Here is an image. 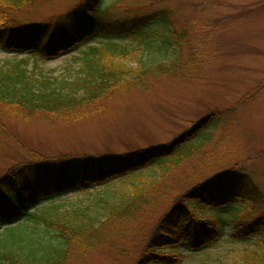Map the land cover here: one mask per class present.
Returning a JSON list of instances; mask_svg holds the SVG:
<instances>
[{
	"label": "trees",
	"instance_id": "16d2710c",
	"mask_svg": "<svg viewBox=\"0 0 264 264\" xmlns=\"http://www.w3.org/2000/svg\"><path fill=\"white\" fill-rule=\"evenodd\" d=\"M40 0H0V46L54 60L94 42L68 79L43 77L27 61L0 69V108L27 121L72 124L105 112L123 87L148 91L155 80L193 75L202 65L185 58L169 11L104 22V0H86L54 21L24 23L18 14ZM104 22V23H103ZM100 31L98 35L96 31ZM253 90L246 99L263 94ZM221 112L204 118L165 146L115 157L39 160L0 178L2 264H74L72 256L97 251L112 228L137 224L168 203L135 264H180L184 252L202 251L226 230L234 242L252 243L219 264H264V193L236 164L223 175L196 181L180 193L168 185L182 165L205 148L226 147ZM13 224H16L14 226Z\"/></svg>",
	"mask_w": 264,
	"mask_h": 264
},
{
	"label": "rangeland",
	"instance_id": "374dc122",
	"mask_svg": "<svg viewBox=\"0 0 264 264\" xmlns=\"http://www.w3.org/2000/svg\"><path fill=\"white\" fill-rule=\"evenodd\" d=\"M85 1L40 0L18 14V19L43 24ZM100 9L107 23L169 11L176 30L186 33L182 41L185 58H197L202 65L190 77L155 80L148 91L123 87L105 112L77 123L52 124L41 114L24 121L0 108V178L12 168L39 160L70 162L82 156L115 157L165 146L200 120L221 112L227 126L217 137L227 133L226 147L219 151L216 145L208 146L182 165L168 185L180 193L196 181L223 175L239 164L264 193V92L246 99L264 87V0H104ZM95 31V35L100 32ZM93 44L50 61L0 46V69L25 59L30 71L39 68V76L68 79ZM171 202L170 197L137 224L112 228L107 244L87 254L76 252L74 264H135ZM7 228L0 221V238L6 237ZM231 234L226 230L216 244L184 252L180 264H219L253 246L234 242Z\"/></svg>",
	"mask_w": 264,
	"mask_h": 264
}]
</instances>
